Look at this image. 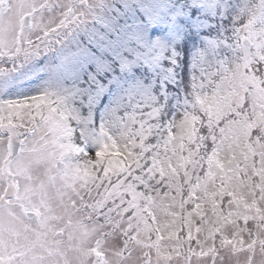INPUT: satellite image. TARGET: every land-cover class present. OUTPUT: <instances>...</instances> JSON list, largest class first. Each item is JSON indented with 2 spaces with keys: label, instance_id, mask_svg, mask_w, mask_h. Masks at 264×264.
Listing matches in <instances>:
<instances>
[{
  "label": "snow or ice",
  "instance_id": "1",
  "mask_svg": "<svg viewBox=\"0 0 264 264\" xmlns=\"http://www.w3.org/2000/svg\"><path fill=\"white\" fill-rule=\"evenodd\" d=\"M39 11L58 26L29 42L31 51L21 40L0 53L15 62L26 51L36 75L22 87L48 80L32 95L0 99V264H47L40 234L31 236L8 211L31 207L20 188L26 153L30 163H54L53 179L88 168L91 211L107 221L117 203L131 204V189L147 182L188 118L199 117L195 140L183 139L203 164L226 149L230 128L264 112V0H41ZM200 99L219 101L221 111L210 116ZM105 126L121 151L134 154L122 164L97 161L95 130ZM262 126L252 128L254 145L264 143Z\"/></svg>",
  "mask_w": 264,
  "mask_h": 264
},
{
  "label": "rangeland",
  "instance_id": "2",
  "mask_svg": "<svg viewBox=\"0 0 264 264\" xmlns=\"http://www.w3.org/2000/svg\"><path fill=\"white\" fill-rule=\"evenodd\" d=\"M40 4L41 0H3L0 3V53L19 47L21 40L24 49L31 51L29 42L35 43L43 38L46 30L58 26L55 16L47 12L41 14ZM26 15L31 19L29 25L23 24ZM26 51H21V61L0 60V95L9 83H19L14 80L35 75L28 71ZM46 86L47 79L41 88ZM260 153L263 172L260 183H253L256 167L251 160L248 168H243L241 175L236 177L237 184H228L232 190L228 206L232 209L239 207L248 221L241 223L235 219L224 230L226 239L216 247L211 236H204L195 227L194 217L191 234L195 241L189 255L169 252L167 245L170 242L150 237L147 228L140 227L133 220L137 213L126 215L129 205L121 208L117 203L111 208V218L107 221L94 215L91 207L95 191H87L89 181L75 179L71 172L60 173L53 179L56 175L52 172L54 163H30L34 159L30 153L21 160L28 172L27 181L22 182L20 188L21 195L27 196L31 207L25 208L23 215L16 208L8 211L19 217L21 228L27 227L31 236L40 234L44 251L38 254L47 257V264H111L112 260L113 264H264V151ZM218 177L223 176L219 173ZM205 184L208 193L213 190V194H222L214 178H208ZM259 188H262L260 193ZM207 199L216 202L210 196ZM5 203L12 204V201ZM168 208L165 217L161 216L164 221L161 232L178 235L182 212L176 206L169 205ZM29 212L33 213L31 220L27 219ZM250 219L254 220L253 230L252 223L249 226ZM214 234L216 231L213 230L211 235ZM185 242L189 248L191 242ZM171 253L175 254L169 256Z\"/></svg>",
  "mask_w": 264,
  "mask_h": 264
},
{
  "label": "trees",
  "instance_id": "3",
  "mask_svg": "<svg viewBox=\"0 0 264 264\" xmlns=\"http://www.w3.org/2000/svg\"><path fill=\"white\" fill-rule=\"evenodd\" d=\"M35 75H28L22 80H14V83H19L14 84L16 90L13 92L8 91L13 86L9 83L0 95V99L15 98L17 95H32L41 90V84L44 85L45 80L32 85L31 88L22 87L27 85L28 81L35 79ZM42 103L47 104V101H42ZM199 103L206 107L210 116L221 111L219 101L208 103L205 99H200ZM198 119L199 117L195 116L188 118L187 125L179 133L181 139L175 145H172L171 141L169 142L170 147L165 150L166 154L154 161L155 170L150 173L147 182L141 181L142 188L140 190L135 187L131 189L132 202L129 204V208L135 209L131 215L137 213L133 220L140 227L147 228L150 237H158L168 243L170 242L167 245L169 252L185 253L193 248L195 240L194 235L191 234V228L194 217L195 227L200 229L204 236H211L215 246L220 247L221 241L226 239L223 235L224 230L232 225L235 219L241 223L248 221L242 215V210L239 207L232 209L228 206L232 199L231 185L237 184L236 177L241 175L243 168H248V163L251 160L256 167L254 184L260 183L263 173L260 166V152L264 151V143H260L256 138L258 142L254 145L249 137L253 127L258 124L264 125V112H257L253 120H248L245 117L233 128H230L228 133L230 143L224 151L213 150L208 154L207 159L203 161V164L207 165V169L203 172H201L203 168L202 157L200 159L194 158L193 150L187 147L183 139L187 136L190 141L195 140V121ZM95 131L102 142V146L97 152V161L107 160L110 165L116 161H121L122 164L123 160H128L129 156L134 155L130 150L121 151V146L109 135L108 127H99ZM261 131L264 132V126L261 127ZM168 135L172 141L177 140V133L169 132ZM105 137L110 142H103ZM256 147H261V149ZM198 150L199 146L197 145ZM131 163L129 160V164ZM111 170V167H106L105 174ZM219 173L223 176L222 178L218 177ZM71 174L73 178L89 181V183V178L94 175L86 167L77 168ZM197 177L199 178L197 179ZM208 178L215 179L216 184L220 187L221 195L216 192L213 194V190L207 192L205 183ZM229 182H232L230 186L228 185ZM260 192H262V188H259ZM208 196L216 202L208 201ZM169 205L179 207V211L183 215L178 235H164L161 232L164 226L161 216L165 217L164 214L169 209ZM253 224L254 220L250 219L249 226L252 230ZM213 230L216 231V234L212 236ZM185 241L191 242L189 248L186 247Z\"/></svg>",
  "mask_w": 264,
  "mask_h": 264
},
{
  "label": "water",
  "instance_id": "4",
  "mask_svg": "<svg viewBox=\"0 0 264 264\" xmlns=\"http://www.w3.org/2000/svg\"><path fill=\"white\" fill-rule=\"evenodd\" d=\"M23 24H24V25H28V24H30V16L27 15V16L24 18ZM32 215H33L32 212H29V213H28V216H32Z\"/></svg>",
  "mask_w": 264,
  "mask_h": 264
},
{
  "label": "flooded vegetation",
  "instance_id": "5",
  "mask_svg": "<svg viewBox=\"0 0 264 264\" xmlns=\"http://www.w3.org/2000/svg\"><path fill=\"white\" fill-rule=\"evenodd\" d=\"M111 259H112V257H111ZM111 264H113V260H112Z\"/></svg>",
  "mask_w": 264,
  "mask_h": 264
}]
</instances>
